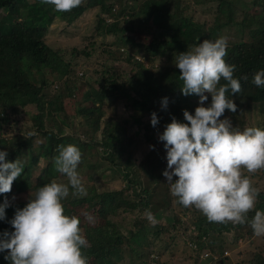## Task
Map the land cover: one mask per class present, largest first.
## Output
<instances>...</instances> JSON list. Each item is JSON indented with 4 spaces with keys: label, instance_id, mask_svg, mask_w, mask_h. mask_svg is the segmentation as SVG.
<instances>
[{
    "label": "trees",
    "instance_id": "trees-1",
    "mask_svg": "<svg viewBox=\"0 0 264 264\" xmlns=\"http://www.w3.org/2000/svg\"><path fill=\"white\" fill-rule=\"evenodd\" d=\"M131 1L83 0L70 12H57L53 5L42 4L41 0H0V150L7 151L9 162L17 158L26 162L22 176L13 182L12 191L0 194V203L5 196L11 201L5 210L6 219L0 220V233L13 230L8 221L17 207L27 203L30 192L52 179L67 182L65 176L55 171L53 160L58 155V145L74 144L82 153L78 172L88 194L78 198L70 190L63 204L70 206L68 215L75 216V204H86L82 216L91 214L94 218L92 222L85 218L86 222L80 225L90 245L83 249L88 264H118L119 259L124 260L125 252L131 256L128 264H167L161 261L162 251L169 249L174 256L179 245L181 254L189 251L192 264H264L263 247L253 243L251 247L257 250L247 259L232 262L224 257L230 233L234 235L231 243L235 246L239 238L264 236L255 235L248 223L209 222L195 207L182 206L171 195L170 185L162 174L167 167L164 145L151 148L137 161L136 147L132 144L133 137L138 135H141L138 143L154 141L152 137L158 138L160 128L165 129L173 116L186 122L184 109L194 114L199 97L185 96L180 91L182 82L174 58L205 39L227 37L226 63L236 65L234 77H248L246 81L241 79L240 93H227L237 105L236 112L254 110L264 117V87L252 83L255 72L264 69V0H253V7L262 14V27L249 30L246 36L243 28L257 16L250 12L251 8H246L243 16L242 10L236 14L233 4L226 0H216V6L210 8L204 5L211 0ZM117 3L120 10L114 12ZM197 5L202 7L200 16L195 18ZM95 7L99 9L95 32L89 35L112 33L116 38L99 52L97 65L101 68H87L80 76L75 74L77 59L81 56L85 62L91 53L89 47L61 50L48 44L46 37L54 23L62 25L55 29L64 34L81 21L88 9ZM104 14L115 19L106 22L101 16ZM144 26L148 29H142ZM232 26L234 30L223 33ZM127 31L135 35L149 32L150 38L136 40ZM120 49L125 52L118 54ZM49 75L53 81L49 82ZM225 83L221 79L220 84ZM83 87L90 91L87 95L91 97V106L69 108L71 96ZM164 97L169 101L166 110L161 108ZM208 97L205 106L211 102V95ZM116 98L125 103L129 116L119 121L103 119L105 103L112 105ZM28 105L36 110L30 115L32 123L19 134H5L6 126L13 122L12 116L19 115ZM152 112L159 117L156 127L151 125ZM53 115H59V121ZM140 116H146L147 120ZM69 117L80 120L73 126L67 122ZM29 132L35 134L25 138ZM92 157L95 158L91 160ZM107 176L125 180L120 188L96 185L97 178ZM146 209L158 221L155 226L145 218ZM189 211L193 217L188 216L186 224L183 218ZM255 211H264V192H259L254 210L248 213L249 220ZM168 213L171 215L166 216ZM161 236L163 245L157 246ZM5 255L6 252H0V264H9ZM153 256L157 259L149 263ZM205 257L210 260H203Z\"/></svg>",
    "mask_w": 264,
    "mask_h": 264
},
{
    "label": "clouds",
    "instance_id": "clouds-1",
    "mask_svg": "<svg viewBox=\"0 0 264 264\" xmlns=\"http://www.w3.org/2000/svg\"><path fill=\"white\" fill-rule=\"evenodd\" d=\"M42 4L54 6L57 12H70L83 0H41ZM228 40L221 36L215 40L205 39L174 58L179 69L180 91L185 96L197 95L198 106L194 114L183 110L184 121L175 116L159 134L164 142L167 167L163 176L170 185L171 195L185 208L195 207L209 222L233 225L248 223L257 236H264V211H255L249 220L259 196L250 175L264 170V129L233 126L227 117L221 119L225 110L235 113L237 105L227 93H240L241 79L234 77L236 65L225 61ZM221 79L226 81L220 84ZM252 83L264 87V69L255 72ZM208 94L211 95L210 104ZM168 98L161 101L166 110ZM159 117L151 113V125L156 127ZM35 133L29 132L25 138ZM58 155L53 165L56 172L67 182L52 179L49 183L30 192L27 203L17 207L8 223L12 231L0 233V252H6L9 264H88L83 249L90 247L81 233L80 218L65 212L63 201L71 195L87 196L78 166L82 160L80 149L74 144L57 146ZM6 150H0V194L12 191L15 180L22 176L25 161L9 162ZM173 177L177 179L173 180ZM15 200V197H12ZM11 201L5 196L0 203V220L6 219V208ZM85 218L93 221L91 214ZM145 218L155 226L158 221L146 209ZM232 250H236V246ZM230 250L223 252L229 256Z\"/></svg>",
    "mask_w": 264,
    "mask_h": 264
},
{
    "label": "rangeland",
    "instance_id": "rangeland-1",
    "mask_svg": "<svg viewBox=\"0 0 264 264\" xmlns=\"http://www.w3.org/2000/svg\"><path fill=\"white\" fill-rule=\"evenodd\" d=\"M203 2V0H201ZM206 1V0H205ZM227 2H230L233 4L234 7V11L236 14L239 13V11L242 10V16L244 15V12L246 11V8H251L250 12H252L253 14H255L257 17H255V19H253L249 25L246 24V26L243 28V35L246 36L247 32L249 30L252 29H257L260 30L262 27V21L260 19V17L262 16V14L260 13V9L253 7V0L249 1V0H226ZM129 3H131V0H128ZM217 1L216 0H211L210 2L206 3V5H204L205 7H212L213 5L216 6ZM248 6V7H246ZM196 7V13H195V18H197L198 16H200L199 13V9L202 7L200 5L195 6ZM120 10V5L119 3H117L114 6V12H118ZM99 12V9L97 7L93 8V9H88L83 17L80 19L81 21H79L74 27H70L67 32H65L63 34L58 32V29L56 30L55 27L59 26L61 27L62 25L60 23H54L52 25V29H51V33H48L47 37H46V42L48 44H50L53 47H59L61 48V50H65L67 49L68 51L71 49H76V50H81L83 47L88 46L89 49L91 50L90 56L85 60V62L81 59V56L78 57V63L79 65L76 66L75 68V74L80 75L85 71L87 68H89L90 70L93 67H97L98 69H100L101 67L97 65L98 59H99V52L101 51L102 48L107 47L111 42L114 41V39L116 38L115 34H102V35H98L96 37H91L89 34L90 33H94L95 31L94 29V25H96V13ZM251 13V14H252ZM104 17V20L106 22H111V20H114L115 18L113 17H109L106 14L101 15ZM113 18V19H112ZM234 26H232L231 28H228V30H224L221 31V33H225L227 34L229 32V30H234L235 28H233ZM153 27H151L152 29ZM142 29L146 30L148 29L147 26L142 27ZM57 32V33H56ZM260 33V31H257V34ZM59 34V35H58ZM127 34L133 36L134 38H136V40H143V38L146 36V38H150L149 36V32L143 33L142 35H135L133 33H128ZM122 50V51H121ZM123 52H125L124 49H120V51L118 52V54H122ZM83 58V57H82ZM164 61V59L161 60V64ZM92 63V64H91ZM91 64V65H90ZM81 73V74H80ZM47 79L49 80V82L52 80V77L49 75L47 76ZM92 79V78H91ZM89 77H87V81L89 82H93V84L95 85V82L93 81V79L91 80ZM53 81V80H52ZM49 90H54L53 86L51 85V87L49 88ZM90 92L89 89L87 87H83V88H79V90L76 91V93L73 94V96H71L70 98V104H69V108H77V107H86V106H91L92 104V100L91 97L87 95V93ZM109 102V101H108ZM113 104L110 105L108 103H105V108H104V116L103 119H107L109 118L111 121L113 120H122V118L124 117H128L130 114V110L126 109L125 107V103L122 100H119L118 98H116L113 102ZM68 103H66L67 105ZM35 108L32 105H28V107L24 108L19 115L16 116H12V123L8 126H6V130L5 134H12V133H17L19 134V131L24 130L25 126H28L32 123L31 119H30V115H32L35 112ZM231 111H228L227 114H224L221 119H224L225 117L229 118L233 124V126H237L238 128H240L241 130H243L246 127H253V123L255 122V127H260L262 129H264V117H261L259 114H256V112L253 111H242L240 114H238L237 112L233 113ZM143 120H147L146 116H140ZM53 118L56 121H59L60 116L57 115L56 117ZM80 118H74V117H69V120H67V122H72L73 126H76L77 123L79 122ZM150 120H151V115H150ZM103 125V124H102ZM252 125V126H251ZM66 129L68 128V126L65 127ZM145 127H140V129H144ZM136 127L133 128V130H135ZM164 131L163 128H160L159 132L160 134ZM9 136V135H6ZM141 135H138V137H133V146L134 148L136 147V152H135V157L137 158L136 160L139 161L141 156H144L151 148H157L160 146L164 145V142L159 140V137H152V139H154V141H150V142H146L143 141V143H138V141H140L141 139ZM95 157H92L91 160H93ZM79 168V167H78ZM245 175H250L253 185L254 187H256L257 189H259V192H264V170H260L255 174H248L245 171ZM125 180V178L123 179H116L115 177H99L96 179L95 183L96 185H98L100 188L103 187H107L109 189H114V188H120L123 185V181ZM22 187V186H21ZM128 193L127 191L125 192V194ZM17 196V195H14ZM131 197V196H130ZM21 199V198H20ZM258 200V198H257ZM86 206V204H81V203H77L75 204V206L73 207V210L75 212H77V216L80 218V225L83 222H86L84 219L85 217L82 216L81 212L82 209ZM68 208H70V206H68ZM67 207H65V212L67 214H69V209ZM166 216L171 215L170 213L165 214ZM185 216V215H184ZM192 218V212L189 211V213H186L185 218H183V220L186 222V218L187 217ZM194 227V226H193ZM193 227H191L193 229ZM227 235V239H228V243H230L229 245V256L228 257L232 262H236L239 260H244L247 259L248 256L250 254L253 255L254 253V249L257 250L255 247H251V243H253V246H260L263 247L264 249V238H254V237H250L247 239H242V238H237L238 239V244L236 246V250H232L231 248L235 247L236 244H232V240L233 239V233H230ZM261 237V236H259ZM164 241V236H161V238L159 240H157L156 244L157 246H161L163 245ZM157 246H155L157 248ZM182 245H179L177 247V249H174L175 255L172 256L171 253L172 251H170L169 249L166 251H162V257H161V261L167 263V264H192L193 263V259L188 257V252L187 254H181L182 251ZM162 248V247H161ZM262 249V250H263ZM204 257V256H203ZM123 258L118 260V264H128L127 262L131 259V256L125 252L123 254ZM208 257L203 258V260H210L207 259ZM151 259V257H150ZM157 259V257L153 256L152 259L149 261V263H153L155 260ZM205 262H203L204 264ZM209 264V263H208Z\"/></svg>",
    "mask_w": 264,
    "mask_h": 264
}]
</instances>
